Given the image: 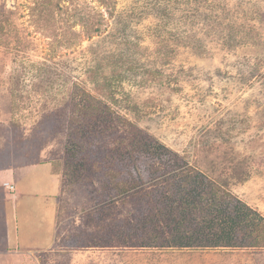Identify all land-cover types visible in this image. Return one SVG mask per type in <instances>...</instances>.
I'll list each match as a JSON object with an SVG mask.
<instances>
[{
    "label": "rangeland",
    "instance_id": "374dc122",
    "mask_svg": "<svg viewBox=\"0 0 264 264\" xmlns=\"http://www.w3.org/2000/svg\"><path fill=\"white\" fill-rule=\"evenodd\" d=\"M87 102L107 111L98 141L73 133ZM129 135L133 157L113 163ZM160 144L177 178L187 163L264 216V0H0V227L12 174L54 162L61 181L55 244L0 264H264L260 245L122 243L115 227L168 176L150 180Z\"/></svg>",
    "mask_w": 264,
    "mask_h": 264
},
{
    "label": "trees",
    "instance_id": "16d2710c",
    "mask_svg": "<svg viewBox=\"0 0 264 264\" xmlns=\"http://www.w3.org/2000/svg\"><path fill=\"white\" fill-rule=\"evenodd\" d=\"M102 107L88 102L82 104V110L73 120L77 123L73 133L89 134L90 139L94 141L104 138V131L100 128L106 124L107 111ZM131 139L129 135V138L127 136L121 139L122 142L119 144L116 142L115 146L108 150V156H113V163L114 161L116 164L123 163V155L126 152L133 157L135 151L125 144ZM135 141L138 142L134 144L135 150L140 152L144 151V147L147 150L153 148L150 136L137 135ZM94 144L95 142L90 143L89 147L92 150L89 149L86 154L90 155L93 152ZM158 147V150L164 151L165 155L162 154L160 157L161 166L152 168L150 173L153 178L150 180L168 174L164 180L159 181L160 185L140 188L143 183L138 179L139 181L136 180L132 184L133 188L130 186V181L118 187L117 192L123 194V197L127 196V192L129 196H135L134 191L139 193L142 188L146 191L142 196V202L136 207L137 212L135 215L132 214V220L130 218L128 220L129 226L127 228L123 226L125 230H120L116 226L113 230L119 237H124L122 241L124 245L131 247L264 246V216L229 190L222 189L220 184H216L204 172L187 167V163V169L181 172V178H177V175L173 174V169L182 166L176 159V154L161 144ZM85 157L82 158L83 165H86L85 161L88 160ZM153 157L155 155H152ZM111 181L114 182V179ZM113 185L115 188L116 183Z\"/></svg>",
    "mask_w": 264,
    "mask_h": 264
},
{
    "label": "crops",
    "instance_id": "0c3cea01",
    "mask_svg": "<svg viewBox=\"0 0 264 264\" xmlns=\"http://www.w3.org/2000/svg\"><path fill=\"white\" fill-rule=\"evenodd\" d=\"M12 175L22 183L10 203L13 211H4L0 234L5 248L0 258L6 253L50 248L56 242L58 229L61 181L54 162L29 165Z\"/></svg>",
    "mask_w": 264,
    "mask_h": 264
}]
</instances>
